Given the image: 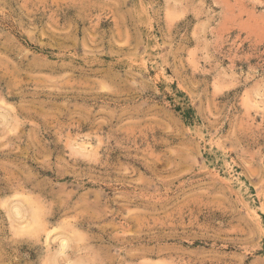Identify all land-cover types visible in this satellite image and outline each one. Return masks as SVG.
<instances>
[{
	"label": "rangeland",
	"instance_id": "obj_1",
	"mask_svg": "<svg viewBox=\"0 0 264 264\" xmlns=\"http://www.w3.org/2000/svg\"><path fill=\"white\" fill-rule=\"evenodd\" d=\"M0 264H264V0H0Z\"/></svg>",
	"mask_w": 264,
	"mask_h": 264
},
{
	"label": "bare ground",
	"instance_id": "obj_2",
	"mask_svg": "<svg viewBox=\"0 0 264 264\" xmlns=\"http://www.w3.org/2000/svg\"><path fill=\"white\" fill-rule=\"evenodd\" d=\"M32 212V211H31Z\"/></svg>",
	"mask_w": 264,
	"mask_h": 264
}]
</instances>
